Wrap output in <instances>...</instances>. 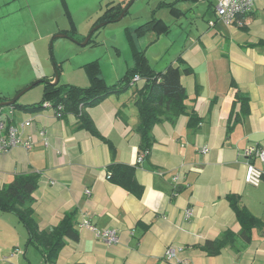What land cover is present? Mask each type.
<instances>
[{"label":"crops","instance_id":"crops-1","mask_svg":"<svg viewBox=\"0 0 264 264\" xmlns=\"http://www.w3.org/2000/svg\"><path fill=\"white\" fill-rule=\"evenodd\" d=\"M218 1L176 3L181 14L170 13L182 31L176 38L181 45L162 65L151 63L150 45L140 48L138 36L132 32L136 47L145 52L154 70H165L178 57L193 69L192 74L182 75L188 95L187 113L175 122L163 120L154 125V142L148 150H141L135 104L137 90L145 85L143 77L128 90L112 93L86 108L99 133L115 146L114 152L109 143L80 128L73 113L62 116L47 108L25 111L5 107L7 122L17 125L22 138H30L33 147L27 150L19 144L0 152V186L10 184L18 174H38L33 207L39 228L50 231L67 213L75 212L79 239H66L57 261L48 262L30 241L20 218L0 209V264H264V225L253 229L251 242L238 238L216 256L202 249L207 240H215L226 231L239 235L242 229L227 199L229 194L240 196L264 223V176L257 185L247 181L245 153L250 146H264V0H257L252 12L232 24L219 19ZM110 2L126 6L125 0ZM54 4L69 8L68 0H0V56L23 40L17 20H55L61 15L53 13ZM209 11L217 19L210 15L213 19L207 20L206 29L198 19L209 18ZM68 12L65 14L72 17ZM188 13L194 14L192 20L187 19ZM160 19L169 31L157 33L151 44L171 31L170 23ZM7 22L9 27L4 26ZM134 65L133 58L132 63L127 62V69ZM101 74L109 84L121 79L116 69L108 77L101 67ZM49 75L42 71L34 80L47 78L55 84V71ZM67 83L86 87L90 77L85 74L82 81ZM28 84L10 88L0 85V96L11 100ZM236 86L249 95L250 113L229 129ZM21 96L20 104L38 101H22ZM192 112L198 120H190ZM28 119L32 124L22 126ZM204 148L208 151L203 152ZM112 161L136 165V177L145 188L142 197L110 181L107 166ZM254 163L264 168L261 161L256 159ZM175 175H179L177 181ZM188 207L194 209L190 219L185 216ZM85 221L98 230L115 229L119 240L106 242L84 226ZM169 246L179 248L176 262L165 257ZM16 248L19 251L12 255Z\"/></svg>","mask_w":264,"mask_h":264},{"label":"trees","instance_id":"trees-1","mask_svg":"<svg viewBox=\"0 0 264 264\" xmlns=\"http://www.w3.org/2000/svg\"><path fill=\"white\" fill-rule=\"evenodd\" d=\"M174 2H162L161 6H168L171 12L179 16L181 11ZM125 6L122 4L108 3L104 13L93 24L101 22H111L117 20ZM127 13V12H126ZM150 31L157 33H167L169 26L158 17L153 16L149 21L139 25L133 32L138 37L146 35ZM133 33L128 30V39L131 45L135 65L127 69L124 76L113 84L106 82L101 74V67L98 60L85 64L86 71L90 77V85L86 87L71 83L61 85L51 83L47 78L44 80L45 86L43 96L40 100L20 104L18 100L12 107H17L25 111H37L44 109L43 103L50 101L53 105L61 104L63 110L61 115L73 113L78 117L79 127L88 130L93 135L99 137L110 144L112 152L115 146L95 127L93 120L86 111L87 107L94 106L104 100L112 93H120L128 90L132 85V79L139 74L145 79V85L137 90L135 104L139 112V125L137 131L141 135V150H148L154 142L152 129L154 125L169 120L175 122L181 115L187 113L186 99L188 98L186 88L182 83L183 73L189 75L193 73L192 67L185 65L182 57H178L175 62H171L163 71H156L148 62L144 51L136 47ZM91 40V39H90ZM89 40V41H90ZM184 65L183 69L182 66ZM55 76L60 72V65L55 64ZM235 86V84L233 83ZM235 101L232 109V120L229 129L234 124L242 122L250 113V97L236 86ZM7 97L0 96V101H5ZM10 99V98H9ZM12 99V98H11ZM214 99L213 101H215ZM5 107L0 106V111ZM190 120H198L195 112L190 115ZM108 178L111 182L127 189L137 197L144 194V186L136 177V165L112 161L107 166ZM39 184V176L34 173L18 174L8 185L0 186V209L3 211L14 212L27 227L30 241L36 245L45 256V260L51 263L57 261L60 251L66 244V239L78 240L79 232L75 228L76 214L69 212L63 220L50 231L39 228L35 217L34 192ZM227 199L236 213L241 223L242 229L239 235L232 231H226L221 237L215 240H207L202 249L210 256L220 254L222 248L229 243H234L238 238L246 243L252 241L253 229L261 227L264 223L254 216L250 210L241 202L240 196L229 194Z\"/></svg>","mask_w":264,"mask_h":264},{"label":"rangeland","instance_id":"rangeland-1","mask_svg":"<svg viewBox=\"0 0 264 264\" xmlns=\"http://www.w3.org/2000/svg\"><path fill=\"white\" fill-rule=\"evenodd\" d=\"M68 1L69 8L65 10L55 7L54 4L53 13L61 15L55 20L25 18L15 22L23 40L16 44L10 53L6 52L0 56L1 86L10 88L24 83L31 85L36 82L34 79L39 72L47 71L49 76H52L56 63L60 65L61 85L68 81H82L87 74L85 64L95 60H98L100 67L110 75L108 77H111V70L116 69L122 78L127 71V62L133 61L128 30L134 32L137 26L149 21L153 16L164 18L169 22L171 31L163 34L156 43L152 44L150 41L158 37L156 31H150L137 38L140 48L144 49L150 45L148 57L151 63L162 65L180 49L181 41L180 39L177 41L176 38L180 37L182 31L173 22L175 19L171 20V9L160 5L165 1L175 0H125L126 6L130 5L127 13L121 19L108 22L98 28L93 34H91L95 27L93 24L104 13L110 0ZM185 1L182 0L181 3ZM66 10H69L68 13L71 11L72 17L70 14H65ZM192 15L194 14L188 13L187 19L192 20L190 18ZM208 15L209 18L198 19L206 29L210 15L214 20L217 19L213 11H209ZM184 23L189 26L186 21ZM4 26L9 27L10 24L7 22ZM60 33L64 36H58ZM149 34L153 37H148ZM89 37L91 40L85 44ZM26 39L30 41L27 42ZM44 86L45 82L35 84L24 92L21 96L22 101L39 100Z\"/></svg>","mask_w":264,"mask_h":264},{"label":"built area","instance_id":"built-area-1","mask_svg":"<svg viewBox=\"0 0 264 264\" xmlns=\"http://www.w3.org/2000/svg\"><path fill=\"white\" fill-rule=\"evenodd\" d=\"M257 0H219L216 5V13L224 23L232 24L234 23L240 16H244L252 12L256 6ZM141 80V76L139 74L135 75L132 79V83ZM43 108L53 109L55 110L57 115H61L63 106L53 105L50 101H45L43 103ZM32 124V120L28 119L24 121L22 126H30ZM23 145L27 150H30L33 147L32 140L23 139L20 129L15 124H9L6 118L3 115V111H0V152H6L12 147L17 145ZM203 152H207L208 148L202 149ZM246 156L248 158V172L246 179L249 183L257 185L261 178L264 176V168L261 169L255 165V160H259L264 164V146L254 145L246 148L245 150ZM143 158L140 157L139 161H142ZM179 179V175L174 176V180L177 181ZM194 214V209L192 207H188L185 211V216L187 219H190ZM84 226L93 229L98 236L103 238L108 243H115L119 240L117 231L115 229H105L98 230L95 226H93L90 222L85 221L83 223ZM19 251L16 248L12 255H15ZM179 248H175L174 246H169L166 249L165 257L169 261H177ZM182 264H196L191 261L182 262Z\"/></svg>","mask_w":264,"mask_h":264},{"label":"water","instance_id":"water-1","mask_svg":"<svg viewBox=\"0 0 264 264\" xmlns=\"http://www.w3.org/2000/svg\"><path fill=\"white\" fill-rule=\"evenodd\" d=\"M130 8V5L126 6L124 8V10L122 11V13L120 14V16L118 17L117 20L121 19L125 14L126 12L129 10ZM107 24L106 22H101L100 24L96 25L95 27H93L92 29V32L91 34H93V32L95 30H97L98 28L102 27L103 25ZM60 36H64V34H58ZM91 37H89L85 44L89 42ZM40 82H44V80H39V81H36L34 82L33 84L29 85L28 87L24 88L21 92H19L14 98H12L11 100H5V101H0V106H3V107H9V106H13L15 104V102L19 99V97L25 92L27 91L28 89H30L31 87H33L35 84L37 83H40ZM59 82V74H56V81L54 83H58Z\"/></svg>","mask_w":264,"mask_h":264}]
</instances>
